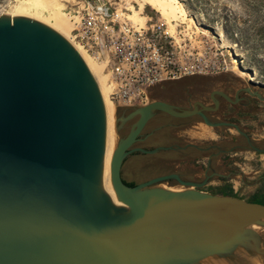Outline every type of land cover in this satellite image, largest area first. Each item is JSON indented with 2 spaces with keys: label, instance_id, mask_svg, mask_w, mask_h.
Returning <instances> with one entry per match:
<instances>
[{
  "label": "water",
  "instance_id": "1",
  "mask_svg": "<svg viewBox=\"0 0 264 264\" xmlns=\"http://www.w3.org/2000/svg\"><path fill=\"white\" fill-rule=\"evenodd\" d=\"M239 92L233 101L212 91V107L196 102L175 110L155 100L118 120L111 183L129 208L124 211L100 186L105 113L93 76L51 28L2 15L0 264H198L212 255L229 257L237 248L264 259V241L249 229L264 226V205L203 192L175 176L184 191L160 188L167 176L133 187L121 177L124 160L140 150L132 146L157 111L175 118L198 115L207 126L242 134L235 124L206 116L219 108L215 96L235 104Z\"/></svg>",
  "mask_w": 264,
  "mask_h": 264
},
{
  "label": "rangeland",
  "instance_id": "2",
  "mask_svg": "<svg viewBox=\"0 0 264 264\" xmlns=\"http://www.w3.org/2000/svg\"><path fill=\"white\" fill-rule=\"evenodd\" d=\"M77 1L80 0L60 1V11L68 26L65 12ZM107 1L133 26L150 29L154 24L162 25L172 38L168 40L171 46L160 45L172 50L178 64L198 72V67L201 68L199 73L157 86L152 91V101L187 109L196 102L212 106L209 95L214 90L222 91L232 100L240 91L239 101L235 104L219 98L218 110L209 113L208 118L212 120L210 122L235 124L243 135L232 127L207 126L195 116L184 121L167 119L154 132L155 123L152 121L142 135L146 142L133 145L132 148L140 150L124 160L122 179L140 184L173 171L183 178L181 181L198 185L200 191L215 195L231 193L233 197L248 202H264V153L251 149L245 138L256 148L264 149V0H178L195 26L188 21H179L172 27L146 5L140 13L144 23L136 25L129 21L126 18L130 13L128 5L138 10L140 0ZM16 4L17 0H0V17L11 12ZM46 15L50 16L49 11ZM228 46L232 47V52ZM236 50L255 79L248 81V78L232 72L231 55ZM255 93L259 98L253 95ZM129 110L116 109L115 123L128 115L125 112ZM135 119L133 116L127 120L121 135L128 132ZM181 123L186 127H175ZM198 124L209 129H200ZM171 186L177 185L165 182L159 185L160 188L173 189ZM176 188L184 191L187 187Z\"/></svg>",
  "mask_w": 264,
  "mask_h": 264
},
{
  "label": "built area",
  "instance_id": "3",
  "mask_svg": "<svg viewBox=\"0 0 264 264\" xmlns=\"http://www.w3.org/2000/svg\"><path fill=\"white\" fill-rule=\"evenodd\" d=\"M65 13L70 39L100 68L116 109L144 107L157 86L201 71L178 64L160 45L171 46L172 38L162 25L133 26L107 0H80Z\"/></svg>",
  "mask_w": 264,
  "mask_h": 264
},
{
  "label": "bare ground",
  "instance_id": "4",
  "mask_svg": "<svg viewBox=\"0 0 264 264\" xmlns=\"http://www.w3.org/2000/svg\"><path fill=\"white\" fill-rule=\"evenodd\" d=\"M60 1L62 0H17V4L14 6L13 10L6 14V16L25 17L48 26L70 44L88 68L99 88L105 113V142L100 186L114 207L128 211L129 208L117 200L111 183V161L119 141L117 124L115 123L116 107L108 97V89L105 84V78L101 75L100 68L83 52L80 46L74 44L70 39L69 33L71 27L70 25H67L63 18V13L60 11ZM138 4V10H135L132 5H128L127 10L130 13L126 17L129 21L136 25L138 23L142 24L145 22L140 13L146 5L158 12L160 16L167 21V24L171 25V27L174 26L172 25L173 23L179 21H181L180 23L188 21L190 25L195 26L193 19L187 16L185 8L178 0H140V3L138 2ZM47 11H49L50 16H45ZM228 48L230 49V52H232V47L228 46ZM231 56V64L233 66L232 72L237 73L236 75L240 74L244 78H248V81L250 79H255L251 75L252 73H248L249 68H247L241 61L240 54L237 50L234 51V54ZM198 127L203 130L209 129L203 124H198ZM249 229L259 235L262 241H264V226L252 225ZM262 246H264V242H262ZM198 264H264V259H262L261 256H255L241 248H237L229 257L212 255L201 260Z\"/></svg>",
  "mask_w": 264,
  "mask_h": 264
},
{
  "label": "flooded vegetation",
  "instance_id": "5",
  "mask_svg": "<svg viewBox=\"0 0 264 264\" xmlns=\"http://www.w3.org/2000/svg\"><path fill=\"white\" fill-rule=\"evenodd\" d=\"M234 97H235V95H234ZM238 97H239V94H238ZM215 98L219 101V98H221V97H219V96H215ZM209 99H210V97H209ZM221 99H223V98H221ZM224 100V99H223ZM232 100V99H231ZM151 101H152V99H151ZM150 101V102H151ZM210 101H211V99H210ZM225 101V100H224ZM233 101H234V98H233ZM212 102V101H211ZM227 102V101H226ZM229 103V102H228ZM168 104V103H167ZM195 104V103H194ZM194 104H191L187 109H191L192 108V106L194 105ZM170 105V104H169ZM212 106H213V103H212ZM212 106H210V107H212ZM219 106H220V101H219ZM198 108H200L199 106H197ZM181 108H177V107H175V110H180ZM130 113V111H126L125 112V114H129ZM215 113V112H214ZM208 114L209 113H206V116H207V118H208ZM193 117V116H192ZM195 117H199L198 115H195ZM190 118V117H189ZM189 118H175V117H173V116H170V115H168V114H166V113H164V112H161V111H157V112H155L154 113V115H153V117H151V119L147 122V124H146V126L148 125V123H150V122H154L155 124H153L155 127H153L152 128V130H153V132H154V130H156L158 127H160V124H161V122H164V121H166L167 119L168 120H177V121H184V120H187V119H189ZM200 118V117H199ZM201 119V118H200ZM208 120H210V118H208ZM210 121H212V120H210ZM213 122H215V121H213ZM215 123H218V122H215ZM223 123V122H222ZM146 126H145V128H146ZM176 128H179V127H186V124H183V123H181V124H177L176 126H175ZM145 128L143 129V131L141 132V134H140V136L138 137V140H137V142L134 144V145H136V144H143V143H145L144 141H143V139H142V135H144L145 133H144V130H145ZM152 132V131H151ZM144 133V134H143ZM150 134V133H149ZM150 137H152V136H150ZM219 152V151H218ZM217 152V153H218ZM160 176H167L168 178H167V180L165 181V183H167V184H169V185H177V186H171L173 189H167V188H162V189H166V190H169V191H177V192H180V190H179V188L177 189L176 187H183L182 185H178V182H177V180L175 179V177H177L179 180H181V179H183V178H181V176L177 173V172H173V171H171V172H166V173H162V174H159V175H157L156 177H160ZM172 176H175V177H172ZM152 178H155V177H152ZM152 178H150V179H152ZM181 178V179H180ZM149 179V180H150ZM124 181V180H123ZM124 182H126V181H124ZM126 183H133V186H135V185H137V183H135V182H126Z\"/></svg>",
  "mask_w": 264,
  "mask_h": 264
},
{
  "label": "trees",
  "instance_id": "6",
  "mask_svg": "<svg viewBox=\"0 0 264 264\" xmlns=\"http://www.w3.org/2000/svg\"><path fill=\"white\" fill-rule=\"evenodd\" d=\"M127 186H129V187H133V183H126V182H124ZM224 196H232L231 195V193H225V194H223ZM233 197V196H232ZM254 203H258V204H262V205H264V202H254Z\"/></svg>",
  "mask_w": 264,
  "mask_h": 264
}]
</instances>
